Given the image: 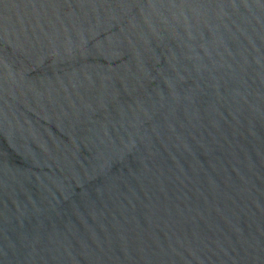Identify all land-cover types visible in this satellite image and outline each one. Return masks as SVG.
<instances>
[{
    "label": "water",
    "instance_id": "obj_1",
    "mask_svg": "<svg viewBox=\"0 0 264 264\" xmlns=\"http://www.w3.org/2000/svg\"><path fill=\"white\" fill-rule=\"evenodd\" d=\"M0 264H264V0H0Z\"/></svg>",
    "mask_w": 264,
    "mask_h": 264
}]
</instances>
